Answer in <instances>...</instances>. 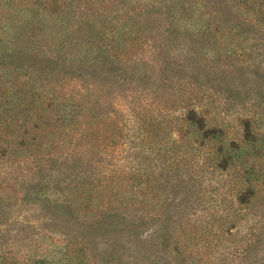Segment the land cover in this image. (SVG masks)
<instances>
[{
  "label": "rangeland",
  "instance_id": "obj_1",
  "mask_svg": "<svg viewBox=\"0 0 264 264\" xmlns=\"http://www.w3.org/2000/svg\"><path fill=\"white\" fill-rule=\"evenodd\" d=\"M0 264H264V0H0Z\"/></svg>",
  "mask_w": 264,
  "mask_h": 264
},
{
  "label": "trees",
  "instance_id": "obj_2",
  "mask_svg": "<svg viewBox=\"0 0 264 264\" xmlns=\"http://www.w3.org/2000/svg\"><path fill=\"white\" fill-rule=\"evenodd\" d=\"M189 126H193L196 129H201L203 126V119L197 115V112L194 109L188 110L187 115L184 116L183 119ZM131 184V183H130ZM103 207H107L103 205Z\"/></svg>",
  "mask_w": 264,
  "mask_h": 264
}]
</instances>
